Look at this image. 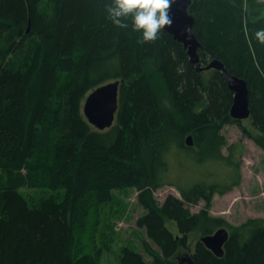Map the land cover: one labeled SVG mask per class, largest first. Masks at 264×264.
Instances as JSON below:
<instances>
[{
	"label": "trees",
	"instance_id": "16d2710c",
	"mask_svg": "<svg viewBox=\"0 0 264 264\" xmlns=\"http://www.w3.org/2000/svg\"><path fill=\"white\" fill-rule=\"evenodd\" d=\"M104 4L0 0V264H92L72 250L79 203L90 191L107 200L111 190L131 186L142 208L135 225L157 249L144 239L151 260L124 248L119 264H177V248L190 232L221 226L229 230L223 255L215 256L198 239L190 254L195 264H264V216L231 224L208 212L214 194L239 183L237 162L226 184L175 183L180 197L169 194L160 204L153 195L169 183L167 157L173 150L190 154L197 164L229 159L221 149L233 148L221 127L240 120L229 115L233 93L224 75L197 72L165 29L157 40L144 42L131 27H117L106 19ZM188 12L200 61L219 59L245 79L254 131L241 129L264 150V44L254 36L264 28V1L191 0ZM68 72L73 77L58 86L60 73ZM115 79L124 80L115 120L100 130L83 115L84 98ZM37 155L50 183L64 185L63 198L37 205L17 191L28 179L34 182L32 174L18 170ZM199 200L203 207L191 212L187 204ZM166 219L174 220L179 236Z\"/></svg>",
	"mask_w": 264,
	"mask_h": 264
},
{
	"label": "rangeland",
	"instance_id": "374dc122",
	"mask_svg": "<svg viewBox=\"0 0 264 264\" xmlns=\"http://www.w3.org/2000/svg\"><path fill=\"white\" fill-rule=\"evenodd\" d=\"M28 24L30 26L29 20ZM8 58L9 56L2 61L3 65L7 63ZM72 77L71 72L60 73L58 86ZM243 127L254 131L249 118L240 119L237 123H225L221 127L227 144L233 148L230 152L227 146L221 149L229 159L197 164L190 154L184 152L183 155L174 152L175 150L171 151L167 157L169 183L154 190L156 201L162 203L169 194L180 197L175 183L183 187L200 181L226 184L232 180L233 162H237L240 168L239 183L222 195L214 194L208 212L223 217L231 224H239L248 217L264 216V150L243 134ZM30 164L28 168L22 166L18 170L25 177L27 173L32 174L34 180L32 182L28 179L27 183L16 187L21 197L28 203L37 205L40 200L57 201L56 196L63 198L64 185L50 183V176L41 168L38 155ZM137 193V189L131 186L111 190L107 200H102L94 191L86 194V201L84 199L79 203V229L75 235L76 244L73 243L72 248L74 252L78 251L74 253L75 257L86 258V261L89 259L92 264H119L122 249L129 248L141 253L146 261L151 260L142 241L147 240L153 249L157 247L149 241L144 229L135 225L137 216L142 212ZM203 205L202 200L187 204L191 212H198ZM165 224L174 235H180L174 220L166 219ZM203 234L201 231L190 232L185 246L179 245L177 252L193 253L197 240Z\"/></svg>",
	"mask_w": 264,
	"mask_h": 264
},
{
	"label": "water",
	"instance_id": "95a60500",
	"mask_svg": "<svg viewBox=\"0 0 264 264\" xmlns=\"http://www.w3.org/2000/svg\"><path fill=\"white\" fill-rule=\"evenodd\" d=\"M190 2L191 0H173L169 9L172 23L165 25L164 29L183 45L190 63L194 65L197 72L215 69L224 75L227 86L233 93L229 109L230 117L238 120L248 118L250 108L245 79L229 72L219 59H211L206 64L200 61L197 53L200 42L192 31L193 16L188 12ZM28 29L29 24L26 30ZM123 81V79L107 81L93 88L84 98L82 113L87 121L97 129L103 130L114 123L118 107V89ZM185 143L192 144L191 135L186 136ZM228 237L229 230L221 226L210 233L201 235L199 239L215 256L221 257L224 253V243ZM176 261L177 264H195L187 252L178 253Z\"/></svg>",
	"mask_w": 264,
	"mask_h": 264
},
{
	"label": "clouds",
	"instance_id": "9594fccd",
	"mask_svg": "<svg viewBox=\"0 0 264 264\" xmlns=\"http://www.w3.org/2000/svg\"><path fill=\"white\" fill-rule=\"evenodd\" d=\"M173 0H105L106 19L119 28L131 27L144 42L155 41L165 25H171L169 15ZM259 43L264 44V28L254 31Z\"/></svg>",
	"mask_w": 264,
	"mask_h": 264
}]
</instances>
